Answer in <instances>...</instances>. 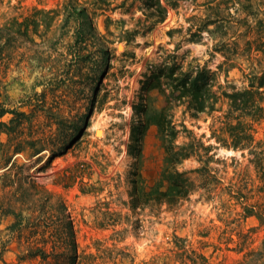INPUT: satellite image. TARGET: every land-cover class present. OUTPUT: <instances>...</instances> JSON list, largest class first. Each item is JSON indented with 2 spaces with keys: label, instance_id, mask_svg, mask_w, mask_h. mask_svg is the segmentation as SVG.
<instances>
[{
  "label": "rangeland",
  "instance_id": "obj_1",
  "mask_svg": "<svg viewBox=\"0 0 264 264\" xmlns=\"http://www.w3.org/2000/svg\"><path fill=\"white\" fill-rule=\"evenodd\" d=\"M69 1L87 9L108 55L93 71L84 68L81 78L75 76V86L56 81L40 84L39 68L9 73L0 101L10 107L23 103L21 109L35 116L40 131L59 144L51 161L50 149L34 156L29 151L15 154L12 161L25 165V173L65 202V215L72 221L78 246L77 264H184L183 258L196 255L208 264H239L244 254L259 249L264 241V224L256 216H246L243 208L247 203L259 210L264 207V191H260L264 183L249 162L247 150L217 148L210 153L215 156L209 164L222 179V188L241 191L249 197L247 201H239L221 188L207 200L205 191L199 189L189 201L176 206L132 210L130 193L136 181L144 190L153 187L164 167L155 120L170 91L166 81L169 68L208 70L214 73L215 89L246 86L244 74L250 72V62L235 55L232 70L225 72L226 66L218 70L226 55L220 50L243 53L245 42L255 38L254 32L261 28L258 21H264V5L244 9L237 0H0V25L31 16L36 10L53 9L61 12L52 25L54 31L64 19L63 6ZM215 13L224 23L208 24ZM250 25L253 33H248ZM156 76L160 87L152 88ZM134 105L138 106L137 116L148 123L139 159L127 150L137 120ZM226 108L220 100L216 104L219 111L194 117L185 104L175 107L171 120L180 130L176 143L183 145L194 137L205 145H215L210 139L212 116ZM10 118L7 114L0 121ZM97 128L103 130L100 138L95 135ZM254 128L256 140L264 148V118ZM0 141L5 143L7 136L0 134ZM181 164L180 170L201 166L196 158ZM10 223L11 218L2 220L0 240L8 241ZM18 254V244L10 243L0 264H19Z\"/></svg>",
  "mask_w": 264,
  "mask_h": 264
},
{
  "label": "trees",
  "instance_id": "obj_2",
  "mask_svg": "<svg viewBox=\"0 0 264 264\" xmlns=\"http://www.w3.org/2000/svg\"><path fill=\"white\" fill-rule=\"evenodd\" d=\"M237 2L244 9L253 8L258 3L264 5V0ZM63 11L64 19L58 25L59 30L62 28L61 32L57 28L52 30L54 20L61 15L59 10L53 9L46 12L36 10L31 16L13 18L7 24L0 25V97L5 93L9 73H20L27 69L34 72L39 68L41 76L37 79L38 83L52 84L56 81L75 86V76L81 78L80 72L84 68H92L93 71L99 61L108 55V49L96 35L93 20L85 7L69 1L63 6ZM213 17L212 20L208 19V24L224 23L221 15L215 13ZM263 22L258 21L262 23L261 28L254 32L255 38L245 42L243 53L231 52L228 48L220 50L226 55L218 70L223 66H226L225 72L232 70L236 66L235 55L246 57L250 62V72L244 74L248 84L242 88L232 86L227 91L220 85L215 89L214 73L203 68L190 71H183L177 65L169 68L166 81L170 91L164 96L155 120L165 155L164 167L157 183L149 190L139 188L137 181L134 182L130 193L132 210L145 206H176L189 201L192 192L199 189L205 191L207 200L213 199L217 189L221 188V192L227 190L231 197L247 201L249 197L241 191L234 192L230 186L222 188V179L209 166L215 156V153H210L220 147L242 152L247 150L251 155L249 162L254 165L258 179L264 183V148L256 140L254 128V124L264 118ZM249 28L248 33H253L254 28L251 25ZM70 29L73 30L71 36L68 34ZM224 33L228 36L230 32L227 30ZM151 87H160L159 76H156ZM220 100L227 108L220 115L212 116L210 139L215 141V145H205L194 137L189 143L178 145L176 141L180 130L172 124L173 109L185 104L193 111L194 117L204 112L211 116L214 111H219L216 104ZM22 105L10 107L0 101V118L11 115L8 122L0 121V134L7 136L5 143L0 141V169H4L0 172V224L3 219L11 218V223L6 227L8 241L0 240V262L3 261V252L8 245L16 242L19 247V264H77L78 246L72 221L65 215V202L43 183L25 173V165L12 161L15 154L29 151L30 156H34L45 149H50L51 161L54 153L59 151V144H54L50 135L40 131L41 125L34 123L35 116L23 111ZM137 108L136 105L132 108L135 116L138 115ZM147 127L148 123L137 116L127 146L128 154L134 158L139 159L141 156ZM71 128L75 129V125ZM60 143L64 145L65 142ZM190 158H196L201 166L180 170L181 163ZM260 191H264V187ZM243 208L246 216H256L264 224V207L259 210L257 205L247 203ZM182 263L208 264L200 255L183 258ZM239 264H264V241L259 249L244 254Z\"/></svg>",
  "mask_w": 264,
  "mask_h": 264
},
{
  "label": "bare ground",
  "instance_id": "obj_3",
  "mask_svg": "<svg viewBox=\"0 0 264 264\" xmlns=\"http://www.w3.org/2000/svg\"><path fill=\"white\" fill-rule=\"evenodd\" d=\"M95 135L96 137L100 138L103 135V130H101L100 128H97Z\"/></svg>",
  "mask_w": 264,
  "mask_h": 264
},
{
  "label": "water",
  "instance_id": "obj_4",
  "mask_svg": "<svg viewBox=\"0 0 264 264\" xmlns=\"http://www.w3.org/2000/svg\"><path fill=\"white\" fill-rule=\"evenodd\" d=\"M228 153H230L231 151L230 150H226Z\"/></svg>",
  "mask_w": 264,
  "mask_h": 264
}]
</instances>
